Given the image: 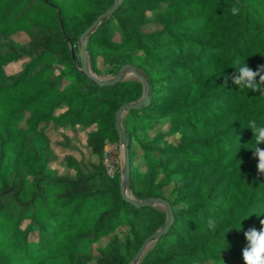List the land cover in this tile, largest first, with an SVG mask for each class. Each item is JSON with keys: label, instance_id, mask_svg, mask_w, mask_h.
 <instances>
[{"label": "trees", "instance_id": "trees-1", "mask_svg": "<svg viewBox=\"0 0 264 264\" xmlns=\"http://www.w3.org/2000/svg\"><path fill=\"white\" fill-rule=\"evenodd\" d=\"M115 2L0 0V264H129L168 220L154 206L125 200L119 175L107 176L100 162L88 171L66 154L72 177L51 167L50 124L86 131V146L100 160L105 143L119 141L115 112L145 92L138 77L100 85L82 72V43L95 75L102 74L99 60L114 74L128 64L148 85V103L122 120L130 156L126 188L136 200H167L173 221L134 263L244 264V232L264 220V174L247 128L251 119L264 127V95L231 80L225 86V77L237 56L253 70L264 65V0H121L81 40ZM146 24L157 28L143 31ZM18 32L28 40H16ZM17 63L16 71L5 70ZM154 124L167 130L141 148L163 171L161 183L137 171L130 148L135 131ZM175 135L176 143L159 145ZM170 185L173 200L160 191ZM220 206L226 215L216 229L198 231V222ZM144 217L140 231L136 221ZM121 226L130 232L123 243L115 235Z\"/></svg>", "mask_w": 264, "mask_h": 264}, {"label": "rangeland", "instance_id": "rangeland-1", "mask_svg": "<svg viewBox=\"0 0 264 264\" xmlns=\"http://www.w3.org/2000/svg\"><path fill=\"white\" fill-rule=\"evenodd\" d=\"M157 26L154 24H146L142 26L143 31H152L156 29ZM110 35L114 41H119L120 36L119 33L115 30L110 31ZM14 38L20 42H26L28 40L27 36L23 32H18L14 35ZM166 53V52H165ZM20 67V63L10 64L5 67V70L8 73H12L16 71ZM99 67L102 71L101 75H95L90 71V73L97 79H111L116 75L112 72V68L108 65H104L101 60H99ZM137 76L130 70L123 75V79H136ZM126 112L123 113L121 119V127L124 131V126L122 124L123 117ZM23 125V123H22ZM93 129V128H92ZM167 130L166 125L162 124H154L145 129L135 131V134L132 136L130 140V148L133 151V166L137 169L139 173L146 174L150 173L156 177V183L162 182L163 171L161 168L151 165L143 156V150L141 145L143 143L151 142L156 135L161 132H165ZM53 150L56 153V159L52 162L51 167L56 169L57 173L60 175H66L72 177L74 175V170L68 169L64 164V156L66 154L73 155L78 161L82 162L84 166L87 167L88 171H92L90 164H102V169L104 173L108 176L109 174L119 175L121 179L123 174L124 167V144L119 140L116 143L106 142L103 149V154L101 159L99 160L96 156L92 155L86 146V131L81 130L79 127H73L70 129L63 130L59 127H55L50 124L48 128L45 130ZM68 138V141L65 142V138ZM178 139V135L166 137V139L159 143L160 146L168 143H176ZM154 156L157 157L156 152H153ZM95 188H101L100 182L95 183ZM125 192L132 196L129 190L124 186ZM172 186L161 187L160 191L164 194L169 200L174 199V194L171 192ZM157 187L153 186V191H156ZM100 202L107 203V199L101 197ZM189 205L192 203L189 202ZM154 207L165 212V206L159 202L154 203ZM178 206H176L177 208ZM166 213V212H165ZM220 215H226V210L220 206L218 211H214L212 217H215L218 220ZM205 220H201L198 222L197 228L198 231L202 228L206 227ZM147 218H141L136 221V227L140 231L145 230ZM115 235L118 237L119 241L123 243L127 238H130V232L128 226H121L115 231ZM108 239L105 238L101 240L98 245L102 246L104 241ZM155 242V241H153ZM151 242L150 246L153 244ZM149 246V247H150ZM95 247L91 248V251L95 253ZM85 250L87 248H84ZM124 252V250H123ZM137 264V263H134ZM206 264H214L212 262H207ZM236 264V263H235ZM238 264V263H237Z\"/></svg>", "mask_w": 264, "mask_h": 264}, {"label": "water", "instance_id": "water-1", "mask_svg": "<svg viewBox=\"0 0 264 264\" xmlns=\"http://www.w3.org/2000/svg\"><path fill=\"white\" fill-rule=\"evenodd\" d=\"M121 0H116V2L111 5L107 10H105L103 13L99 14L97 18L93 21V23L83 32V34L80 36V39L83 40L89 33H91L94 28L104 19L108 18L113 14L115 9L117 8L118 4L120 3ZM81 58H82V67L81 71L86 73L88 76L94 78L98 84L100 85H110L114 84L120 80L123 79V73L127 70H130V66L128 64L123 65L117 72V74L112 77L111 79H97L95 78L91 73L90 70L88 69L87 65V60H86V55H85V46L84 43H82V48H81ZM133 73L141 80V82L145 85V92L143 96L138 99L135 102L132 103H127L119 107V109L115 112V128L118 132L119 135V140L124 144V167H123V174L119 182V187L121 189V194L122 197L129 201L131 204L139 207V206H154L155 202H159L162 205L165 206V212L167 216V222L160 228L159 230L151 233L148 235L142 242V244L139 246L137 249L135 255L133 256V259L130 261L129 264H132L134 262L139 261V259L143 256L145 251L149 248L151 242L158 240L163 234L166 233L168 230V227L173 221V212H172V207L170 203L161 198H148L144 200H136L132 196H129L124 189V186L126 185V181L129 175L130 171V156H129V142L128 139L121 127V119L122 115L124 112H128L131 109H138L142 105H146L148 103V85L143 79L141 75H139L137 72L133 71Z\"/></svg>", "mask_w": 264, "mask_h": 264}, {"label": "clouds", "instance_id": "clouds-1", "mask_svg": "<svg viewBox=\"0 0 264 264\" xmlns=\"http://www.w3.org/2000/svg\"><path fill=\"white\" fill-rule=\"evenodd\" d=\"M239 10L236 5L231 9L233 15L238 13ZM233 69L235 71L230 76L225 77V86L231 80L238 88H247L252 92H260L261 95H264V65H260L256 70H253L247 62L237 56L233 60ZM257 77H259V81H257ZM247 128L253 132L255 145L251 150L254 158L258 161L257 170L259 173L264 174V149L259 147V145L264 144V127L259 126L255 119H251L247 123ZM205 224L207 228L214 230L218 222L215 217H209ZM260 224L259 229L251 227L244 232L247 241L246 246L242 249L244 264H264V220H261ZM237 230H241V225Z\"/></svg>", "mask_w": 264, "mask_h": 264}, {"label": "built area", "instance_id": "built-area-1", "mask_svg": "<svg viewBox=\"0 0 264 264\" xmlns=\"http://www.w3.org/2000/svg\"><path fill=\"white\" fill-rule=\"evenodd\" d=\"M108 176H109V177H113V174H109V173H108Z\"/></svg>", "mask_w": 264, "mask_h": 264}]
</instances>
